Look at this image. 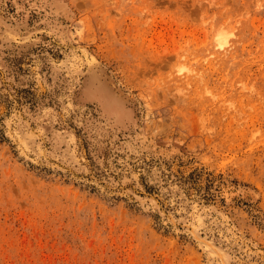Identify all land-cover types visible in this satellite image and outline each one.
I'll list each match as a JSON object with an SVG mask.
<instances>
[{"label":"rangeland","instance_id":"1","mask_svg":"<svg viewBox=\"0 0 264 264\" xmlns=\"http://www.w3.org/2000/svg\"><path fill=\"white\" fill-rule=\"evenodd\" d=\"M0 264H264V0H0Z\"/></svg>","mask_w":264,"mask_h":264}]
</instances>
